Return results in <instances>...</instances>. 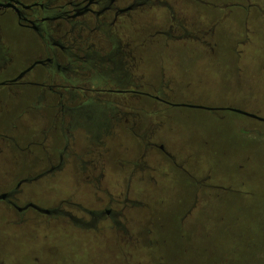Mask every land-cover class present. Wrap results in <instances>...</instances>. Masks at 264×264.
Segmentation results:
<instances>
[{"label":"rangeland","instance_id":"obj_1","mask_svg":"<svg viewBox=\"0 0 264 264\" xmlns=\"http://www.w3.org/2000/svg\"><path fill=\"white\" fill-rule=\"evenodd\" d=\"M235 1L244 2L217 1L203 8L213 14L227 5L223 11L234 13L225 25L231 36L236 35L234 51L233 41L226 51L221 47L214 55L205 50L181 54V62L190 67L187 73L170 59L171 51L154 48L149 36L131 69L142 76L147 91L160 96L165 95L160 84L165 72L173 105L142 95L146 120L152 122L145 131L175 155L174 162L154 148L145 158L147 169L132 176L131 161L138 157L143 141L130 133L127 138L137 155L117 151L116 157L106 161L107 185L116 190L128 184L129 197L144 204L130 213L133 239L110 228V223L89 232L34 208L27 214L31 220L20 221L16 208L0 202V264H264V121L232 110L240 108L264 118V18L258 19L259 25L249 23L250 31L254 29L249 44L256 47L252 58L235 60V49L246 50V43L240 41L248 28L244 21L247 8L233 6ZM253 1L248 9L264 16V0ZM201 9L193 3L186 14L194 17ZM5 33L17 58L2 76L32 64L37 50L32 32L9 25ZM130 34L135 43L143 41L132 30ZM5 88L1 86L0 93ZM29 103L24 101L18 110H26ZM12 119L19 127H28L23 118ZM254 128V132L246 131ZM10 161H0L3 172L12 169ZM39 165L28 163L11 177L0 174V192L24 179L22 175H36ZM78 171L76 163L70 162L56 172V178L43 176L24 183L19 203L54 208L64 198L87 196L85 190L79 192ZM207 176V183H197Z\"/></svg>","mask_w":264,"mask_h":264},{"label":"flooded vegetation","instance_id":"obj_2","mask_svg":"<svg viewBox=\"0 0 264 264\" xmlns=\"http://www.w3.org/2000/svg\"><path fill=\"white\" fill-rule=\"evenodd\" d=\"M217 1L224 0H0V87H6L0 93V161L10 158L12 165L10 171L0 169V174L11 177L28 163L40 164L36 175H22L24 179L0 192L9 194L0 202L16 208L20 221L31 220L27 214L34 207L19 203L23 184L63 171L73 162L80 173L79 192L85 190L87 196L74 192L78 198H64L54 207L56 213L49 216L64 218L87 230L110 223V228L133 239L129 213L144 204L129 197L128 184H120L117 195L108 189L107 162L98 144L105 143V137L116 140L125 133L141 138L143 148L131 161L132 176L147 169L145 158L154 148L175 162V155L163 143L152 140L151 134L146 136L145 129L152 122L146 120L142 97L149 95L173 105L168 99L171 84L165 85L163 71L160 84L165 95L160 96L147 91L142 76L131 69L136 67L149 36L150 44L171 51L170 59L175 62L181 63L179 56L184 53L205 50L214 55L220 48L219 40L230 36L225 25L234 15L231 10L223 11L227 5L209 14V4ZM193 3L202 9L188 17ZM233 6L247 8L244 21L248 28L240 41L247 44L254 31H250V21L259 25L258 19L264 16L248 9L254 6L253 0L235 1ZM9 25L32 32L37 50L32 64L16 74L2 76L17 58L6 40L5 27L9 29ZM130 30L143 41L135 43ZM242 51L235 49V60L240 59ZM21 100L31 102L26 110H18ZM15 116L23 118L28 127H19L12 119ZM50 137L58 143H47ZM209 179L207 176L197 183L203 185ZM91 200L94 204L88 203Z\"/></svg>","mask_w":264,"mask_h":264},{"label":"crops","instance_id":"obj_3","mask_svg":"<svg viewBox=\"0 0 264 264\" xmlns=\"http://www.w3.org/2000/svg\"><path fill=\"white\" fill-rule=\"evenodd\" d=\"M231 34V31L229 32V35ZM236 36V35H235ZM234 35H230V36H228V37H225V38H222V39H220L219 40V47L221 48H223L224 47V51H226V46L227 45H230V43H232L233 41H234V37H235ZM226 42V43H225ZM234 43V42H233ZM250 43H252V42H250ZM249 46V47H248ZM243 48L244 49H246V50H243L242 51V55L240 56V59L239 60H241V59H243V57L244 58H252V56L254 55V51H255V49H256V47L254 48V45H251V44H249V43H247V44H245L244 46H243ZM182 63V62H181ZM181 63H179V62H175V64L177 65V67L179 68V69H183L185 72H187L188 73V71H189V69H190V67L187 65V64H181ZM207 107V106H206ZM209 107V106H208ZM238 109H240V108H238ZM252 113V112H251ZM241 122H243V121H241ZM162 127V126H161ZM249 130H252V131H250V132H254L255 131V128L254 129H249ZM248 129L246 130V131H249ZM127 137H129V133L128 134H123L119 139H116V140H111V139H109V140H107V138L105 137L104 138V142L105 143H99L98 145V147L100 148V150H103V152H104V157H105V160L107 161L108 160V158H109V160L110 159H112L113 157H116L115 156V153L118 151H121V153H124V154H126V153H135L136 155H137V153H136V148H135V150H134V145L133 144H131V142H130V140L127 138ZM51 138V137H50ZM49 138V141L47 142V143H51L52 144V146H54L55 145V143H58V141H56V140H54V139H50ZM130 138V137H129ZM143 148V147H142ZM142 148L141 149H139V152L142 150ZM152 151V150H151ZM138 152V153H139ZM149 154H151V152L149 153ZM134 155V154H133ZM136 157L137 156H135L134 157V159H136ZM147 157V156H146ZM149 165V164H148ZM40 169V168H39ZM59 173H55V174H53V175H49V176H51V177H55L56 178V176L58 175ZM109 175V172L107 171V176ZM111 175V174H110ZM105 185L108 187V189L111 191V192H113V193H115L116 195H117V193H119V191H120V189H119V187L118 186H116V190H113V188H111L109 185H107V179H106V181H105ZM131 198V197H130ZM132 199H135V198H132ZM138 201V200H137ZM135 210H130V213H132V212H134ZM136 212H138V211H136ZM129 213V214H130ZM101 230V229H100ZM99 230V231H100ZM91 230H89V232H90ZM134 234V236H135V233H133ZM104 237H105V235H104Z\"/></svg>","mask_w":264,"mask_h":264},{"label":"water","instance_id":"obj_4","mask_svg":"<svg viewBox=\"0 0 264 264\" xmlns=\"http://www.w3.org/2000/svg\"><path fill=\"white\" fill-rule=\"evenodd\" d=\"M187 106H193V107H203V108H207V109H211V107H206V106H202V105H195V104H190V103H187L185 104ZM232 110L236 111V112H239V113H242L244 115H247V116H250V117H253V118H257V119H260V120H263L264 121V118L255 114V113H251V112H247L245 110H242V109H238V108H232ZM40 177H37L36 179H38ZM9 194L8 193H1L0 194V199H5V197H7ZM29 206H32L34 208H36L37 210H39L40 212L44 213V214H47V215H52L54 213H56V208H43V207H40L34 203H30L29 205H27V207Z\"/></svg>","mask_w":264,"mask_h":264},{"label":"trees","instance_id":"obj_5","mask_svg":"<svg viewBox=\"0 0 264 264\" xmlns=\"http://www.w3.org/2000/svg\"><path fill=\"white\" fill-rule=\"evenodd\" d=\"M250 131H252V130H249L248 132H250ZM99 231V230H98Z\"/></svg>","mask_w":264,"mask_h":264}]
</instances>
